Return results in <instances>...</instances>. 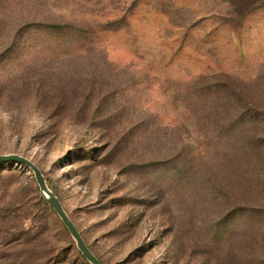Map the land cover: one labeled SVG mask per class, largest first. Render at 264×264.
<instances>
[{
  "label": "rangeland",
  "instance_id": "rangeland-1",
  "mask_svg": "<svg viewBox=\"0 0 264 264\" xmlns=\"http://www.w3.org/2000/svg\"><path fill=\"white\" fill-rule=\"evenodd\" d=\"M9 154L102 264H264V0H0ZM0 264H91L25 166Z\"/></svg>",
  "mask_w": 264,
  "mask_h": 264
},
{
  "label": "water",
  "instance_id": "water-1",
  "mask_svg": "<svg viewBox=\"0 0 264 264\" xmlns=\"http://www.w3.org/2000/svg\"><path fill=\"white\" fill-rule=\"evenodd\" d=\"M11 163L15 165L25 166L34 172L42 196L44 197L45 201L50 205V207L60 217L63 224L66 226V228L68 229L74 240L76 241L77 247L80 250V252L89 261V263L102 264L101 261L94 255V253L86 244L77 226L69 217L68 213L65 211L64 206L60 201V199L49 188L45 176L43 175L39 167L36 164H34L31 160L17 154L0 155V164H11Z\"/></svg>",
  "mask_w": 264,
  "mask_h": 264
},
{
  "label": "trees",
  "instance_id": "trees-1",
  "mask_svg": "<svg viewBox=\"0 0 264 264\" xmlns=\"http://www.w3.org/2000/svg\"><path fill=\"white\" fill-rule=\"evenodd\" d=\"M12 164V163H11ZM44 175V174H43ZM63 223V222H62ZM66 227V226H65ZM68 230V229H67ZM70 233V232H69ZM82 235V234H81ZM83 255V254H82ZM102 263V262H101Z\"/></svg>",
  "mask_w": 264,
  "mask_h": 264
}]
</instances>
